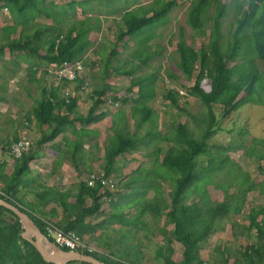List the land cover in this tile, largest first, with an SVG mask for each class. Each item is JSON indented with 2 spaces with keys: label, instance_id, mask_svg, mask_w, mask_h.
<instances>
[{
  "label": "trees",
  "instance_id": "16d2710c",
  "mask_svg": "<svg viewBox=\"0 0 264 264\" xmlns=\"http://www.w3.org/2000/svg\"><path fill=\"white\" fill-rule=\"evenodd\" d=\"M36 1L0 0L13 22L12 26L6 27L2 32L6 38L16 34L18 36L15 42L8 41L10 52L23 53L33 59L29 69L31 81L36 80L40 62L45 63L46 68L82 60L87 77L78 79L73 85L66 80L55 81L52 78L53 83L44 81L39 86L40 96L23 118L28 122L35 121L38 128L45 130L31 151L13 161L10 175L6 177L3 174L4 164H0V199L28 215L43 234L40 218L50 221L63 232H74L82 238L87 228L85 220L94 218L102 204L112 198L118 187L104 192L100 180H94L92 186L88 185L89 176L79 178L72 190L61 191L58 187L43 185L32 189L35 204L27 206L20 198V190L23 187L29 188L26 179L30 174V163L36 158L40 148L59 135L68 133L62 158L76 169L80 164L84 138L97 135L86 128L106 117V111L102 110L104 106H118L109 120L112 134L103 146L102 162L99 170L93 173L103 171L106 177L112 176V165L119 157L144 150L153 138H158L167 145L159 174L156 175L157 179L161 178L166 182L165 187L159 186L160 189L163 188L164 200L158 212L153 210V204H147L146 210L154 215L157 213L158 218L165 217L166 223L172 226L169 233L164 235L165 241L168 244L178 243L182 247V258L179 262H174L171 259L172 251L166 247L156 250V258L162 264H205L203 245L219 229L221 223L229 221L234 240L242 237L248 245L237 247L233 245L234 241H220L214 249L219 261L217 264H264V205L250 207L246 215L247 225L235 221L247 202L248 192L253 190L264 196V177L259 183L252 181L250 187L243 183H239L237 189L227 185L221 201L214 203L209 201L205 185L215 179L216 172L226 169L224 165L232 163L228 155L217 153L213 157L210 152L214 147L209 143L210 139L219 130L221 122L244 104H264V74L262 77L254 62V59H258L264 66V0H228L227 3L223 0H189L186 25L199 37L200 46L196 48L189 43L185 39L184 29L180 27L175 52L178 56L176 66L181 76L170 73L168 76L175 82L183 79L191 83L188 96L197 99L205 109L201 121L202 132H193L188 125L177 123L165 135L158 131L156 113L150 106L156 97V75L133 76L160 55L158 50L151 49L150 44L160 37L157 29L169 23V13L185 0H152L147 4H142L139 0L128 4L129 0H121V8L108 11L109 14L117 10L120 13L114 48L108 51V57L99 54L93 60L89 57L86 59L85 54L93 46L89 35L100 28L99 19L95 17L79 20L67 27L63 24V19H56L50 7L43 5L40 8ZM96 1H103L108 6L119 0ZM85 2L86 0L77 4L83 12ZM65 13L63 11V15ZM228 17L232 18V26L227 34L228 39H225L222 23ZM36 18L51 20L52 23L29 25ZM119 50L129 51L131 67H125L122 61H118L116 66L111 64L120 55ZM3 52L0 48V56ZM42 73L50 77L46 70ZM113 77L128 78L131 87L136 88L135 95L132 90H128L124 96L119 95V90L110 86L109 81ZM89 80L92 83L88 84ZM204 80L210 82L208 90L202 87ZM85 84L86 89L81 90ZM88 85L91 106L86 115H81L77 112V95L79 92L86 93ZM70 86L75 96L67 103L63 93ZM130 93L133 94L132 97L129 96ZM179 97L178 91L171 85L166 86L162 98L169 106L180 110ZM122 105L128 106L129 110L121 109ZM128 117L139 119L140 124H135L137 128L147 125L143 136H139L137 129H131ZM76 122L80 126L78 129L75 127ZM17 139L18 135H14L10 142L1 143L2 149L8 153L10 145ZM254 143L263 145L259 141ZM242 146L241 142L239 148H243ZM160 152L162 149L158 148L155 153L156 161ZM204 157L208 163L200 167ZM261 158H264V154ZM232 165L231 175H234L239 166L234 163ZM22 232L19 219L0 206V264H52L45 262L33 245L21 237ZM138 253L141 251L138 250ZM84 254L93 256L104 264H141L137 255L130 254L123 259L110 249L102 254Z\"/></svg>",
  "mask_w": 264,
  "mask_h": 264
},
{
  "label": "rangeland",
  "instance_id": "374dc122",
  "mask_svg": "<svg viewBox=\"0 0 264 264\" xmlns=\"http://www.w3.org/2000/svg\"><path fill=\"white\" fill-rule=\"evenodd\" d=\"M144 2H151L152 0H143ZM147 4V3H146ZM189 5V0H185L180 4L179 7L173 9L169 13V23L166 24L164 27H160L157 29V33L160 34L159 38H155L152 43L150 44L151 49L158 50L160 52V55L152 60L149 63L148 67H142L139 71H136L133 77H139V76H149L151 74L156 75V82H155V88H156V100H154V104L159 103L158 105L164 110L163 102H162V96L165 93L166 86L169 85L175 87L176 89H179L183 92L189 90V87L191 83L181 79L178 82L172 81L170 77L168 76V73L172 75H178L181 76V72L176 66V62L178 61V56L175 52V43L177 40V33L178 29L182 27L184 29V35L185 39L197 47V45L200 43L199 37L191 30L190 27L186 25V6ZM120 16L119 11H115L113 14H110V20H108L112 27L116 29L118 26V17ZM67 24L77 23V19L67 21ZM232 26V18L228 17L227 19L223 20L222 23V32L225 36V39L227 37L228 32L230 31ZM101 35H93V38H96L94 40V51L88 50L85 54V58L88 59L89 55L91 60L94 58H97V54L95 55V52L101 53L102 56L108 57L109 52L113 42L110 39H106L103 36H101V39L99 38ZM104 47V48H103ZM103 48V49H102ZM107 48L108 50H106ZM106 50V51H105ZM121 55L116 57V60L111 61V64L116 66L118 61L124 64L125 67H131V55L129 54V51L121 52ZM85 59V60H86ZM25 60V61H24ZM23 59H1L0 60V141H6L10 140L14 134L16 133L19 123L21 121V113L29 112L34 104L35 100L39 98V86L43 85L42 83L46 81L47 83L51 84L53 83L52 77L44 76L42 73L45 70L46 64L43 62L39 63V67L37 68V74H36V80L31 81L30 79V66L33 63V59L31 57H25ZM254 62L259 69L262 77L264 74V66L262 62L258 59H254ZM99 74V72H98ZM264 78V77H263ZM264 80V79H263ZM92 83V81H88ZM113 86H116L117 88L121 89V95L124 96L128 92V90H132L135 95V87H131V81L128 78L124 77H113L109 81ZM209 81L204 80L202 82V87L205 90L209 89ZM263 84V82H261ZM264 86V85H263ZM87 92L90 91V87L88 85ZM86 92V93H87ZM188 92V91H187ZM85 94V93H83ZM180 94V95H183ZM83 99V96H79V98ZM85 97V96H84ZM87 99L84 98L83 103L84 105H88V102L85 103ZM194 101L197 102L196 99L190 98L189 100H186L185 96L179 97V103L180 105H183L185 103L191 102L194 103ZM82 103V104H83ZM107 109V113L112 111V107H105ZM249 106H241L240 109H238L237 113L233 114L234 118L233 120H229L230 117L226 118L222 121V125H220V128L222 129L219 133L218 131L216 134L217 136H214L212 139H210V144L214 145L210 149V152L213 154V157L219 154H225L229 156V159L232 163L239 166L238 170L236 169L235 174L231 175V170H233V165L228 164L224 165V168H226L224 171H219L215 173V179H213V185H211L209 188L211 196V201L214 203L215 201L221 199L223 194L226 191V186L231 185L235 189H237V185L239 183H243L244 185H249L252 183V181H255L259 177L260 168L264 169V162H261V157L264 154V146H258L255 145V143H251V139L247 137L246 142L243 144V148H239L241 137H233V134L239 133L241 135L246 134V124L247 122L244 121L243 118H238L241 115L239 113L247 111ZM166 115L162 116L160 124L158 125V131L161 134L167 133L171 129V125H175L177 123H189L190 126L193 125L197 127V125H200V128L202 127V117L199 113L198 109L195 108L194 105L187 107V112L182 111L181 107L180 110L173 108L171 106L165 108ZM169 113V114H168ZM245 117H248L247 114H244ZM260 126L264 122V108L260 109ZM199 117V118H198ZM138 119V118H137ZM197 120H199L200 124H197ZM139 121V119L137 120ZM198 122V123H199ZM245 122V124H244ZM132 123V122H131ZM167 123L168 126H167ZM133 125V123H132ZM135 125V124H134ZM145 127L139 130L140 135H142L145 130H147V125L144 124ZM93 129L100 131L102 134V138L100 139H92L90 143H100V148L107 144L106 137L109 135L108 131V125L106 124H100L98 126H92ZM195 127V128H196ZM160 128V129H159ZM219 128V129H220ZM231 130L232 133H229ZM239 131V132H238ZM262 139L264 141V136H262ZM156 148H161L162 153L164 154L165 149L167 148V145L164 142H160L158 138H153L148 142V147L144 148V152H153ZM103 149L100 152V154L97 155V157H102ZM144 158V155L142 156ZM126 159V157L124 158ZM127 159H132V157L127 156ZM126 159V160H127ZM203 161L200 162L199 166H206L207 165V158H202ZM129 161V160H127ZM145 161V160H143ZM123 162H121L122 164ZM127 163V162H126ZM215 164H218L217 162H214ZM127 165V164H126ZM151 167V164H143L140 168L131 169L130 166H121V181L124 182L118 183L117 187L121 186V190L119 191V188L116 189L117 194H121L123 197L121 199L117 200V204H126L130 203L135 199L142 198L144 200H140L139 208L141 210V213L133 215V209L130 210L131 212L128 216L131 219H136L137 217L139 221L141 222V226H145V232L146 237L143 235L142 232L138 233L136 237L137 239H140L142 243L145 241L147 243H152L149 245V248L147 249V264H162L160 260L155 259L154 257V244L152 242V238L150 237V230H152L156 226L161 225V221L158 222L155 218V215L146 210L147 204H153L154 205V198L152 197L155 195V189H157L158 185L156 182L157 180H152V183H150L148 180L149 177L153 176L151 173L148 172L147 168L142 167L147 166ZM220 165V164H219ZM131 169V170H130ZM130 170V171H129ZM156 170V169H154ZM115 177H118L120 175L117 170L114 171ZM124 176V177H123ZM128 177V178H127ZM125 178V179H124ZM127 178V179H126ZM127 180V181H126ZM132 180V181H131ZM147 186V187H146ZM250 187V185H249ZM209 192V193H210ZM114 194L113 197L116 196ZM129 196V197H128ZM150 197V198H149ZM136 202V201H135ZM247 202L252 204H259L261 202L260 197L254 193V191H250L247 193ZM156 204V203H155ZM158 205L153 206V210L156 212L158 211ZM129 210V209H128ZM122 213V212H121ZM135 214V213H134ZM136 216V217H135ZM160 220V219H159ZM156 223V224H155ZM164 226V225H163ZM162 226V227H163ZM114 235V234H113ZM225 233L222 231L215 232L214 235L209 238L207 244H205L204 249L202 252L206 256L207 253H212L211 251L217 247L215 244L217 239H227L229 235L224 236ZM142 237V238H141ZM124 238V237H123ZM125 240H128V238H124ZM231 239V238H229ZM238 241V240H237ZM132 240H128L127 244H130V247L127 248V244H123V240L121 241V245L119 249L121 250V253H126L127 255L134 254L135 249L131 248ZM218 243V242H217ZM235 246H239V243H235ZM170 250H173V248H169ZM216 251V250H215ZM214 256V255H213ZM133 258H136L133 256ZM218 257L216 256L215 259Z\"/></svg>",
  "mask_w": 264,
  "mask_h": 264
},
{
  "label": "crops",
  "instance_id": "0c3cea01",
  "mask_svg": "<svg viewBox=\"0 0 264 264\" xmlns=\"http://www.w3.org/2000/svg\"><path fill=\"white\" fill-rule=\"evenodd\" d=\"M83 1L84 0H37L35 3L40 8L43 7V5L50 7L53 10V12L55 13L56 19H58V20L63 19L62 22L65 26L68 25L67 21L74 20L75 18L77 19V21H79V20L81 21V20L97 17L99 19L100 28L98 30H94L89 35L90 40L93 44V46L91 47L90 50L94 51V47H95L94 40L96 38H93L92 36L98 35V34L103 36L106 39H110L113 42V45L111 47V49H113L114 48V39H115L116 29L114 27H112V24L108 21V20H110V14L108 13V11L110 9L115 10V9L121 8L122 1L119 0V1H116L115 3H111L110 5L106 6L104 4L105 2H103V1H96V0L87 1L86 0V2L83 5L84 12L81 8H79L77 6L78 3H81ZM132 1L133 0H129L128 4H131ZM223 1H226V3L228 2V0H223ZM139 2L142 4L148 3V2H144L143 0H139ZM70 5H73V6L70 7ZM187 7L188 6H186L185 8H187ZM63 11H66V13L64 14L65 16L63 15ZM51 23H52L51 20H47L44 18H36L33 20V23H29V25H37V24H39V25H45V24L50 25ZM12 25H13V22L11 20V17L9 15L7 9L3 6L2 3H0V48L2 50H4L3 55L0 56V60L3 58L7 59V60L13 59V58H15V59L19 58V59L24 60L25 57H29V56H25V54H23V53L15 54L13 52H10L9 46H8V41L10 40V42H11L13 40L15 42V40L18 38V36L16 34V35H11L10 38H6V36L4 35V33L2 31L6 27H9ZM68 26H70V25H68ZM101 36L99 37L100 39H101ZM199 46H200V44H198L196 48H198ZM105 49L108 50L107 48H105ZM119 52L121 53L120 50H119ZM99 54H101V53L95 52L96 56H98ZM87 56L90 57L89 55H87ZM119 78H121V77H119ZM110 86L115 88V89H118L119 95H121V91H120L121 89L117 88L116 86H113L111 83H110ZM171 87H173V86H171ZM173 88L176 91H178V95L180 97L185 96V97H187L186 100H189V96H188V92H187L188 90L185 91L183 95H180V92H182V91L179 89H176L175 87H173ZM83 93L84 92H79V94L77 93L78 95L76 94L78 96L77 112L81 115H86V113L88 112V109L91 106V102H90V100L88 102V98H89L88 94L89 93L88 92L85 94H83ZM80 95L83 96V99L81 97L79 98ZM84 98L87 99L85 101V103L88 102V105H84V103H83ZM161 99L163 102L162 105L164 107V110L158 105L159 103L154 104L153 101L156 100V97L150 104V106L153 108V110L156 113L155 114V121H157L158 125H161L160 124L161 117L167 116L165 108L169 107V105L163 100V98H161ZM191 105H194L195 108L198 109L199 113L201 114L202 120H203V115H204L205 109L198 100H197V102L194 101V103H192V104H191V102L185 103L183 105H180V107H181L182 111L187 112V107L191 106ZM247 105L249 106V108L247 109V111H245V113L247 114L248 117H245L244 112L239 113V115H241V116L238 117V118H243V119L245 118L244 121L247 122V124L245 126L246 127V131H245L246 134L241 135L240 132L238 131L239 133L233 134L232 136L233 137H238V136L241 137L240 144H241V142H242V144H244L247 140V137H249L251 139V143H254L255 141H259V142L263 143L262 146H264V141L262 139V136H264V122L260 126V122H261L260 119H261V117H263L262 115H260V109L264 108V104L247 103V104H244L242 106H247ZM105 107L109 108L110 106H104L102 108V110L106 111V117L101 122H99L97 124H92L86 128L89 131H93L94 133H97V135H90V136L84 138V143H83L82 151H81L82 155L80 158V164L76 169H74L71 166V163L68 160L62 158V156L64 155V150H65V145H64L65 144V137L68 136V133L59 135L53 141L45 144L44 146H42L40 148V150L38 151V153L36 155V158L30 163V174L27 176V179H26L27 187H29V188L23 187L20 190V198L23 200V202L26 206L35 204V201L33 200V197L31 195L32 189H35V188L38 189L40 186L45 185L48 187H51V186L58 187L61 191L72 190L73 186L77 183L79 178L85 179L90 174H92L93 172L99 170V166L102 162L103 153H102V157H97V155L100 154L103 147L100 148V143L94 144V143H90V141H92V139L102 138V134L100 131L93 129L92 126H98V125L103 123V124L108 125V128H109V125H110L109 120H110L111 114H113L119 108L118 106L112 107L113 108L112 111L107 113V109ZM120 107H121V109H124L125 111L129 110L128 106H126V105L125 106L122 105ZM237 111L232 113L230 116H228V117H230L229 120H233V118H234L233 114L237 113ZM26 113H28V111ZM26 113H21L22 116H21V121L19 123L20 125H19V127H18V129L14 135H18V139H19V137L21 136V133L24 132L29 137L33 138L35 140V143H36L37 140L40 138L41 133L45 130V128H42V129L38 128L37 125L35 124V121L28 122L25 118H23V115ZM127 119L129 120V125L131 126V129L132 130L137 129L138 133H139L140 129L145 127L144 124L141 125V127H139V128H137L136 125H134V124H140V121H137L138 119L136 117H128ZM131 122L133 123V125ZM198 122H199V120H197L196 123L200 124V122L199 123ZM245 122H244V124H245ZM168 124L169 123H167V126H168ZM182 124L188 125V127L193 132L194 131L195 132H202L200 125H197V127L195 125V127H196L195 128L193 125L190 126L189 123L182 122ZM221 125H222V122H221ZM75 127L78 129L80 127L79 123L76 122ZM170 127H172V125ZM170 130L167 133H169ZM221 130L222 129L220 128L218 130V133ZM108 131H109L108 137H110V135L112 133L109 129H108ZM229 131H230L229 133H232L231 130H229ZM144 133L142 135H140V133H139V136H143ZM167 133H165V134H167ZM165 134H162V135H165ZM217 135L218 134H215V136H217ZM108 137H106V141H107ZM11 139L6 140V141H2V140L0 141V164H4L3 174L6 177L8 175H10L12 172L13 161L9 158L8 153H6L2 149L1 143L7 142V141L10 142ZM70 139H72V138L70 137ZM156 150H158V148H156L153 152H150V153L147 151L144 152V150H142L140 152H133L130 155H125L123 157H119L117 162L112 165V174H114V171L117 170V172L120 175H118V177H115V175H113V177H115V179H117L118 183H120V185H121V183L124 182L123 180L121 181V177H122L121 176V166H123L124 163L127 162L126 166H130L131 169H136L135 166H137V168H140L143 164H151V167H148V165H147L145 167H142L141 170H143L144 168H147L148 172L151 173V175H153L152 177L151 176L149 177L150 180H148V181L150 183H152V180H157L156 183L159 184L157 189L154 190L155 195L152 196L154 198V205H158V202H159V206H158V210H159L160 207L162 206V203L164 200V195L162 192L163 188L160 189L159 186L165 187L166 182L163 181L161 178H159V179L156 178V177H158L156 175L159 174L160 166L162 165V158H163V153L160 152L158 155V160L157 161L155 160L156 159L155 158L156 157V154H155ZM143 155H144V158L142 157ZM127 156L132 157V159L131 160L127 159ZM125 157L129 161L124 159ZM143 160H145V161H143ZM262 161L264 162V158H261V162ZM121 162H123V163L121 164ZM154 169H156V170H154ZM263 177H264V169L260 170L259 177H258V179L255 180V183H259V181H261L263 179ZM205 185L208 188L211 185H213V182H207ZM118 188L120 191L121 186ZM165 191H168V190L166 189ZM208 192H210L209 188H208ZM116 193H117V191H116ZM116 193H115V195H116ZM211 193L212 192L209 193V201H211V199H210ZM254 193H256L260 197L261 202L259 204L250 203V206L254 207L257 205H264V196L260 195L257 192H254ZM113 196H114V194L112 195V198L110 200L105 201L102 204L99 213L94 218H88L85 220V225L88 229L86 228V232L81 239L85 243H87L88 245L93 247L97 251L95 253L102 254L104 251H106V250L108 251V249H110V251H112L113 253L120 254L123 259H126V257L128 255L124 252L121 253V250L119 249V247L121 245V241L123 240V244H127L128 240H132L131 248L135 249V253L133 255L138 256V258L141 260V264H147V251H148L147 249L149 248V245H151L152 243L149 242L146 244L145 241L142 243V241L140 239H137L138 236L136 237V235L140 232H142L143 235H145V237L147 236L146 232H145V228H144L145 226H141V222L138 219L139 213H141V210H140L141 207L139 208V206H141V205L139 203H140V200H144V199L138 198V199L133 200L130 203L120 205V204H117L116 201L121 199V197H123L124 195L122 196L121 194H117L115 197H113ZM223 196H224V194H223ZM222 197H221V199H222ZM221 199H219L217 201H221ZM246 203H248V202H246ZM132 209L134 210L132 212L133 215L137 216V214H138L137 221H136V219H131L128 216V212ZM130 213L131 212H129V214ZM57 214L60 215L59 210H57ZM155 218H156L155 222L161 221L160 226H156L152 230L149 231L150 232L149 238H152V242L155 246L154 247L155 259H157L155 256V252L157 249H159L160 247H166V249H169L171 247V248H173V250H171L172 251L171 259L174 262H179L182 258V247L176 242H173L172 244H168L165 241V237H164V235H167L169 233V231L172 229V226L166 223L165 217L161 216L160 218H158L157 213L155 215ZM247 224H248V220L246 221V225ZM218 231L224 232L225 233L224 236L229 235V237H227V239L225 238L222 240H221V238L217 239L215 241L216 245H217V242L219 243L220 241H230V242L234 241L233 245H235V243H239V245H246V244L248 245V243L245 242L244 239H242V237L238 238L237 239L238 241L234 240L233 235L231 234L229 221H224L223 223H221L219 226V229L216 230L215 232L217 233ZM214 233H213V235H214ZM123 237L126 239L128 238V240H125ZM229 238H231V239H229ZM262 246H264V243H262ZM126 247L129 248L130 244H127ZM204 247H205V245H203L202 250L204 249ZM138 250L141 251V253H138ZM211 252L212 253H207L206 256L202 252V256H203V260H204L205 264H217V262H219V261H217V259H215L216 254H215L214 249ZM157 260H159V259H157Z\"/></svg>",
  "mask_w": 264,
  "mask_h": 264
},
{
  "label": "built area",
  "instance_id": "2783aa9c",
  "mask_svg": "<svg viewBox=\"0 0 264 264\" xmlns=\"http://www.w3.org/2000/svg\"><path fill=\"white\" fill-rule=\"evenodd\" d=\"M45 70L48 72V75L52 77L55 81L66 80L71 85L75 84L78 79H83L87 77V71L83 64L82 60H75L71 62H64L61 66L56 67L54 65L47 66ZM86 89V84L81 87V90ZM183 94V92H180ZM75 93L72 90V87L65 89L63 97L68 103L70 98H73ZM130 97L133 96L132 93L129 94ZM35 146V140L29 137L24 132L21 133V136L18 140L14 141L8 150L9 158L12 161L19 160L25 153L31 151ZM94 180H100L102 191H111L117 188L118 180L115 177L109 176L106 177L103 171H100L97 174H91L88 177V185L92 186ZM250 203H246L235 218L237 223L246 224V215L250 210ZM43 228L44 235L57 247L71 252L79 253H95L97 252L93 247L85 243L76 233L74 232H63L57 226H55L50 221L40 218ZM73 264H80L79 261H74Z\"/></svg>",
  "mask_w": 264,
  "mask_h": 264
},
{
  "label": "water",
  "instance_id": "95a60500",
  "mask_svg": "<svg viewBox=\"0 0 264 264\" xmlns=\"http://www.w3.org/2000/svg\"><path fill=\"white\" fill-rule=\"evenodd\" d=\"M0 206L11 211L19 219L23 229L21 237L33 245L45 262L52 264H68L70 262L79 261L87 264H104L93 256L79 252L65 251L57 247L41 232L28 215L20 211L19 208L2 199H0Z\"/></svg>",
  "mask_w": 264,
  "mask_h": 264
}]
</instances>
